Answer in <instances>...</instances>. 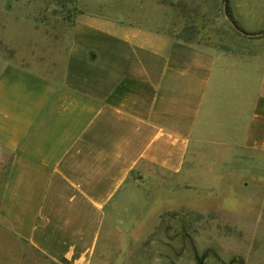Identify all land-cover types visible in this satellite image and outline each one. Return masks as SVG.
Listing matches in <instances>:
<instances>
[{
  "label": "crops",
  "instance_id": "obj_1",
  "mask_svg": "<svg viewBox=\"0 0 264 264\" xmlns=\"http://www.w3.org/2000/svg\"><path fill=\"white\" fill-rule=\"evenodd\" d=\"M127 16L78 14L0 66V216L52 264H93L132 175L184 178L205 146L243 150L246 190L264 184V55Z\"/></svg>",
  "mask_w": 264,
  "mask_h": 264
},
{
  "label": "rangeland",
  "instance_id": "obj_2",
  "mask_svg": "<svg viewBox=\"0 0 264 264\" xmlns=\"http://www.w3.org/2000/svg\"><path fill=\"white\" fill-rule=\"evenodd\" d=\"M133 13H150L154 28L210 50L264 55V0H0V66L42 34L62 37L78 14ZM5 32L15 33L9 50ZM246 156L205 146L184 178L132 175L134 188L104 223L93 264H264V184L246 190ZM0 264L52 263L0 216Z\"/></svg>",
  "mask_w": 264,
  "mask_h": 264
}]
</instances>
